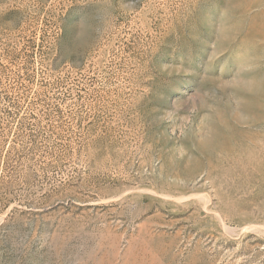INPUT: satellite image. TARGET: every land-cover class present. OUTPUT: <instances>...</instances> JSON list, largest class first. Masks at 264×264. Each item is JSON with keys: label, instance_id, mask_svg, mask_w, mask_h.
Instances as JSON below:
<instances>
[{"label": "rangeland", "instance_id": "rangeland-1", "mask_svg": "<svg viewBox=\"0 0 264 264\" xmlns=\"http://www.w3.org/2000/svg\"><path fill=\"white\" fill-rule=\"evenodd\" d=\"M0 264H264V0H0Z\"/></svg>", "mask_w": 264, "mask_h": 264}]
</instances>
